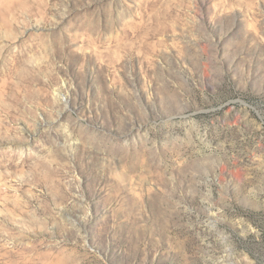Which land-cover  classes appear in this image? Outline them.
I'll use <instances>...</instances> for the list:
<instances>
[{
	"label": "rangeland",
	"instance_id": "374dc122",
	"mask_svg": "<svg viewBox=\"0 0 264 264\" xmlns=\"http://www.w3.org/2000/svg\"><path fill=\"white\" fill-rule=\"evenodd\" d=\"M0 264H264V0H0Z\"/></svg>",
	"mask_w": 264,
	"mask_h": 264
}]
</instances>
